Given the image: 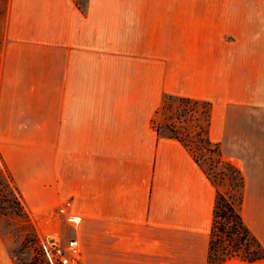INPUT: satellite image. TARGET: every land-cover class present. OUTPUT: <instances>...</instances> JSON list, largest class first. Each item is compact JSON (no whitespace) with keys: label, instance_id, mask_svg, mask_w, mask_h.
<instances>
[{"label":"crops","instance_id":"0c3cea01","mask_svg":"<svg viewBox=\"0 0 264 264\" xmlns=\"http://www.w3.org/2000/svg\"><path fill=\"white\" fill-rule=\"evenodd\" d=\"M0 158L26 210L77 238L80 264H209L216 187L153 119L208 104L207 137L243 177L264 264V11L253 0H8ZM1 92V90H0ZM79 217L71 225L59 209ZM0 228V264H14Z\"/></svg>","mask_w":264,"mask_h":264},{"label":"rangeland","instance_id":"374dc122","mask_svg":"<svg viewBox=\"0 0 264 264\" xmlns=\"http://www.w3.org/2000/svg\"><path fill=\"white\" fill-rule=\"evenodd\" d=\"M8 0H0V50L4 42L5 10ZM254 9L264 11V0H253ZM0 110L8 108L5 101V85L0 86ZM207 106L194 99L166 96L153 119V125L159 135L176 136L186 144L189 152L197 160L206 176L215 187L239 210L240 189L233 178H237L233 169L220 158L216 149L205 142ZM11 189L19 196L20 205L15 211L8 209ZM0 228L9 240V252L14 264H51L45 256L42 243L52 239L53 224L58 219L38 217L28 212L23 199L0 158ZM223 236L217 230L212 235L213 243ZM224 238V236H223ZM216 256L220 250H216ZM57 264V263H53Z\"/></svg>","mask_w":264,"mask_h":264},{"label":"trees","instance_id":"16d2710c","mask_svg":"<svg viewBox=\"0 0 264 264\" xmlns=\"http://www.w3.org/2000/svg\"><path fill=\"white\" fill-rule=\"evenodd\" d=\"M204 104L207 106L205 142L207 144L213 145V147L216 149L217 153L219 154L218 146L210 142V140L207 137L208 104L207 103ZM168 137L177 139L188 150L186 144H184L183 141L178 137L176 136H168ZM194 160L198 164L195 158ZM224 162L227 164L230 170L233 169V171L236 173L237 178H233L234 181L236 182L235 186L242 191L243 177L241 176L239 170L230 163L226 161ZM241 191H240V196L238 198L240 203L242 199ZM16 205L17 206L20 205L19 196L15 189H11V199L8 201L7 207L8 209L15 211ZM1 207L2 206L0 205V209ZM215 230H217V232L222 234L224 238L223 236H219L220 238L219 242L213 243L212 235L215 232ZM216 250H220V254L218 256H216L215 253ZM262 256H263V248L260 242L258 241V239L250 232V230L244 224L238 208H236L233 205V203L230 200H228V198L224 196L216 188V196L213 207V219L210 229L208 263L220 264L231 258H238L243 261L252 262L262 258Z\"/></svg>","mask_w":264,"mask_h":264},{"label":"built area","instance_id":"2783aa9c","mask_svg":"<svg viewBox=\"0 0 264 264\" xmlns=\"http://www.w3.org/2000/svg\"><path fill=\"white\" fill-rule=\"evenodd\" d=\"M68 206L69 203L60 208L59 213L64 215L71 225H76L80 219L67 212ZM42 249L51 264H80L82 250L77 238H70L64 244L54 238L51 240L47 238L46 242L42 243Z\"/></svg>","mask_w":264,"mask_h":264}]
</instances>
